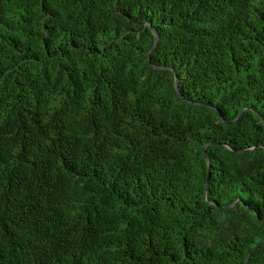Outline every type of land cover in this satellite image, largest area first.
I'll return each instance as SVG.
<instances>
[{
  "label": "trees",
  "instance_id": "16d2710c",
  "mask_svg": "<svg viewBox=\"0 0 264 264\" xmlns=\"http://www.w3.org/2000/svg\"><path fill=\"white\" fill-rule=\"evenodd\" d=\"M0 264H264V0H0Z\"/></svg>",
  "mask_w": 264,
  "mask_h": 264
}]
</instances>
